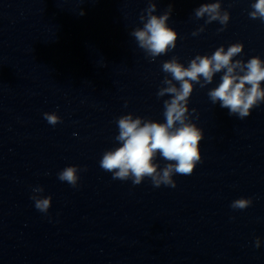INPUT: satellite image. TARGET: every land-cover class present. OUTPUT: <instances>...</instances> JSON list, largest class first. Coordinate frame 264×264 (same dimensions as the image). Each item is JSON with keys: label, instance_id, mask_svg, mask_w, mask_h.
<instances>
[{"label": "water", "instance_id": "water-1", "mask_svg": "<svg viewBox=\"0 0 264 264\" xmlns=\"http://www.w3.org/2000/svg\"><path fill=\"white\" fill-rule=\"evenodd\" d=\"M155 2L157 15L171 6L178 39L151 61L130 35L147 0H0V264H264V103L244 119L213 104L207 93L222 72L194 85L202 160L174 175L176 187L147 177L134 185L100 167L118 146L119 116L164 122L163 61L187 66L235 42L244 44L235 58L264 59V22L248 15L254 0H222L230 20L221 32L195 18L205 0ZM73 164L76 187L58 178ZM38 186L52 198L47 213L31 198ZM240 197L252 204L231 208Z\"/></svg>", "mask_w": 264, "mask_h": 264}, {"label": "clouds", "instance_id": "clouds-1", "mask_svg": "<svg viewBox=\"0 0 264 264\" xmlns=\"http://www.w3.org/2000/svg\"><path fill=\"white\" fill-rule=\"evenodd\" d=\"M248 13L251 19L264 22V0H254ZM155 0H147V7L141 11L142 26L132 29L137 45L147 58L155 61L176 47L178 33L167 23L171 15V6L163 14L157 15ZM196 19L205 18V25L213 21L222 26L224 31L230 20V12L222 8V0H205L193 10ZM80 14L83 15L81 9ZM201 25L192 34L204 31ZM244 48L242 42L231 43L225 48L220 45L209 54H197L187 66L173 56L162 62L161 70L165 73L158 98L169 96L163 101L164 122L143 116L127 113L117 118L119 129L115 140L118 146L106 150L100 160V167L113 174V179L126 181L131 179L134 185L150 178L154 187L161 185L176 187L174 175H190L198 162L202 160L200 142L204 137L203 130L192 122L189 110V99L194 85L200 88L213 81L216 73L222 72L217 86L208 90L213 104L219 103L229 110V115L244 119L251 114L254 107L264 103V59L254 55L248 60L235 58ZM127 104V102H125ZM44 118L51 125L60 122L56 112H44ZM157 155L167 161L164 167L157 162ZM79 165H69L58 173L59 180L76 187L79 181ZM44 189L38 186L33 189L32 199L35 207L47 213L51 206V196L41 195ZM252 204L251 197H240L232 201L230 207L243 210ZM260 238L255 246H260Z\"/></svg>", "mask_w": 264, "mask_h": 264}]
</instances>
